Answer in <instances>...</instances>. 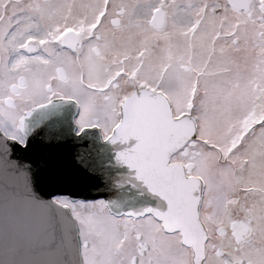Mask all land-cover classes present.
I'll return each instance as SVG.
<instances>
[{"label": "snow or ice", "instance_id": "snow-or-ice-1", "mask_svg": "<svg viewBox=\"0 0 264 264\" xmlns=\"http://www.w3.org/2000/svg\"><path fill=\"white\" fill-rule=\"evenodd\" d=\"M69 123L107 200L12 158ZM0 264H264V0H0Z\"/></svg>", "mask_w": 264, "mask_h": 264}, {"label": "water", "instance_id": "water-1", "mask_svg": "<svg viewBox=\"0 0 264 264\" xmlns=\"http://www.w3.org/2000/svg\"><path fill=\"white\" fill-rule=\"evenodd\" d=\"M42 136V132L32 135L27 148L13 145L12 155L13 159L32 164L34 187L41 196L47 198L63 192L76 199L109 198L110 193L102 176L90 173L75 158L79 144L71 136L69 126L62 140H45ZM109 160L106 149L92 163L103 168L107 167ZM108 171H111L110 167Z\"/></svg>", "mask_w": 264, "mask_h": 264}, {"label": "flooded vegetation", "instance_id": "flooded-vegetation-1", "mask_svg": "<svg viewBox=\"0 0 264 264\" xmlns=\"http://www.w3.org/2000/svg\"><path fill=\"white\" fill-rule=\"evenodd\" d=\"M66 112L68 114L69 117L75 115L77 113V110L76 108L71 104L69 103L67 106H66ZM69 128H71V124L69 123ZM66 131V129H65ZM30 139V138H29ZM93 139L97 142V143H102V141L99 140V133L98 131L95 132L94 136H93ZM29 143V141H28ZM89 143V141H84V144L87 145ZM97 199H103V200H106L105 197H101V198H97ZM85 201H91V200H95V199H84Z\"/></svg>", "mask_w": 264, "mask_h": 264}, {"label": "rangeland", "instance_id": "rangeland-1", "mask_svg": "<svg viewBox=\"0 0 264 264\" xmlns=\"http://www.w3.org/2000/svg\"><path fill=\"white\" fill-rule=\"evenodd\" d=\"M78 200H84V199L81 198V199H78ZM95 200H100V199H95ZM84 201H85V200H84ZM91 201H94V200H91Z\"/></svg>", "mask_w": 264, "mask_h": 264}]
</instances>
